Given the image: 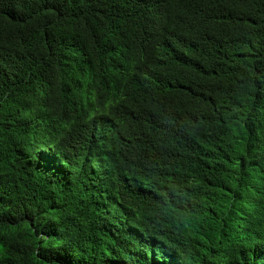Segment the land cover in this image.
Returning a JSON list of instances; mask_svg holds the SVG:
<instances>
[{
  "label": "trees",
  "instance_id": "obj_1",
  "mask_svg": "<svg viewBox=\"0 0 264 264\" xmlns=\"http://www.w3.org/2000/svg\"><path fill=\"white\" fill-rule=\"evenodd\" d=\"M0 264H264V0H0Z\"/></svg>",
  "mask_w": 264,
  "mask_h": 264
},
{
  "label": "rangeland",
  "instance_id": "obj_2",
  "mask_svg": "<svg viewBox=\"0 0 264 264\" xmlns=\"http://www.w3.org/2000/svg\"><path fill=\"white\" fill-rule=\"evenodd\" d=\"M50 161H52V160H50Z\"/></svg>",
  "mask_w": 264,
  "mask_h": 264
}]
</instances>
